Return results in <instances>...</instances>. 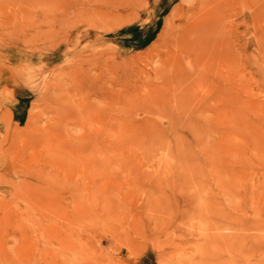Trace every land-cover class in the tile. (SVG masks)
Returning <instances> with one entry per match:
<instances>
[{
    "label": "rangeland",
    "instance_id": "374dc122",
    "mask_svg": "<svg viewBox=\"0 0 264 264\" xmlns=\"http://www.w3.org/2000/svg\"><path fill=\"white\" fill-rule=\"evenodd\" d=\"M0 264H264V0H0Z\"/></svg>",
    "mask_w": 264,
    "mask_h": 264
}]
</instances>
